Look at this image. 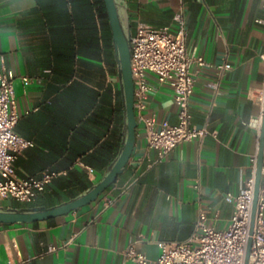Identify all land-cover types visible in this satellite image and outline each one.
Listing matches in <instances>:
<instances>
[{
	"label": "crops",
	"instance_id": "crops-1",
	"mask_svg": "<svg viewBox=\"0 0 264 264\" xmlns=\"http://www.w3.org/2000/svg\"><path fill=\"white\" fill-rule=\"evenodd\" d=\"M121 1L132 33L139 22L177 31L175 15L183 12L188 51L209 63L196 75L192 120L216 136L181 142L155 161L142 117L176 124L178 107L169 87L152 91L117 180L67 214L0 222V264H134L130 245L155 259L159 241L191 237L202 211L215 228L231 222L225 193H239L251 174L263 115L264 0ZM111 43L101 0H0V70L15 74V129L33 142L15 168L21 176L52 174L32 202L9 198L0 206L52 207L78 197L117 158L125 116Z\"/></svg>",
	"mask_w": 264,
	"mask_h": 264
},
{
	"label": "built area",
	"instance_id": "built-area-1",
	"mask_svg": "<svg viewBox=\"0 0 264 264\" xmlns=\"http://www.w3.org/2000/svg\"><path fill=\"white\" fill-rule=\"evenodd\" d=\"M175 19L178 22L177 31H171L168 26L158 28L139 22L131 40L136 114L146 107L147 95L162 86L172 90L178 107L176 124L167 121L158 124L153 117H142L147 146L157 152L155 161L164 159L181 142L193 139L203 141L211 134L216 136V132L211 131L207 125L193 123L190 109L196 75L209 63L204 56L188 51V31L183 12L177 13ZM258 22L264 23V19H258ZM216 67L223 69L227 64ZM14 79L12 69L3 67L0 70V202L13 198L29 203L45 189L52 174L21 176L16 171L17 156L33 142L15 129L19 115L15 104ZM30 80L28 76L23 77L25 83ZM260 101L264 108V92ZM261 118L256 123L258 140L255 152L251 155V174L239 193H225L226 201L234 204L228 228L218 229L208 225L206 213L202 211L196 231L191 237L185 241H159L161 253L155 259L130 245L126 249V256L134 264H244L250 237ZM56 249L55 246L49 248L50 251ZM249 264H264V163Z\"/></svg>",
	"mask_w": 264,
	"mask_h": 264
},
{
	"label": "water",
	"instance_id": "water-1",
	"mask_svg": "<svg viewBox=\"0 0 264 264\" xmlns=\"http://www.w3.org/2000/svg\"><path fill=\"white\" fill-rule=\"evenodd\" d=\"M113 35V46L118 65L119 84L124 106L125 124L123 131V145L119 155L108 167L102 179L94 184L85 193L52 207L25 206L5 207L0 206L1 223H29L37 220L67 214L73 210L96 200L122 173L128 164L136 144V128L138 119L135 110V83L132 71V29L126 21L125 11L121 0H104ZM264 163V108L259 141L257 174L255 194L253 201L250 237L248 239L244 264H249L252 234L254 232L255 215L259 196V186Z\"/></svg>",
	"mask_w": 264,
	"mask_h": 264
},
{
	"label": "trees",
	"instance_id": "trees-1",
	"mask_svg": "<svg viewBox=\"0 0 264 264\" xmlns=\"http://www.w3.org/2000/svg\"><path fill=\"white\" fill-rule=\"evenodd\" d=\"M101 4H102V7L106 10V6H105L104 0H101ZM111 46H112V65L114 66L115 65V60L113 58V45H112V43H111Z\"/></svg>",
	"mask_w": 264,
	"mask_h": 264
}]
</instances>
